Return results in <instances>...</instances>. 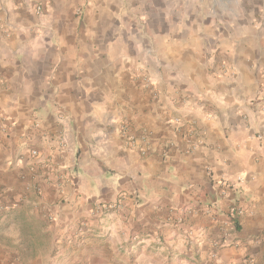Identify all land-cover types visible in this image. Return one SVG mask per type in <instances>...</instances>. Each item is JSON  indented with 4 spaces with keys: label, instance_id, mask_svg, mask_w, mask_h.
<instances>
[{
    "label": "crops",
    "instance_id": "0c3cea01",
    "mask_svg": "<svg viewBox=\"0 0 264 264\" xmlns=\"http://www.w3.org/2000/svg\"><path fill=\"white\" fill-rule=\"evenodd\" d=\"M0 205V264H264V0H0Z\"/></svg>",
    "mask_w": 264,
    "mask_h": 264
},
{
    "label": "built area",
    "instance_id": "2783aa9c",
    "mask_svg": "<svg viewBox=\"0 0 264 264\" xmlns=\"http://www.w3.org/2000/svg\"><path fill=\"white\" fill-rule=\"evenodd\" d=\"M36 12H37L38 14H41V13H42V9H41L40 6L36 8ZM175 122L178 123L179 120H175ZM29 155H30L31 158H36V157L38 156V152H37L36 150H31V151L29 152ZM237 181H238V182H242V179H241V178H238ZM114 208H115L114 206L106 205V206L102 207L101 210H102L104 213H107V212H109V211H112ZM4 210H5V207H4L3 205H0V215L2 214V212H3ZM237 214H241V210H238V211H237Z\"/></svg>",
    "mask_w": 264,
    "mask_h": 264
},
{
    "label": "trees",
    "instance_id": "16d2710c",
    "mask_svg": "<svg viewBox=\"0 0 264 264\" xmlns=\"http://www.w3.org/2000/svg\"><path fill=\"white\" fill-rule=\"evenodd\" d=\"M1 216V215H0Z\"/></svg>",
    "mask_w": 264,
    "mask_h": 264
}]
</instances>
